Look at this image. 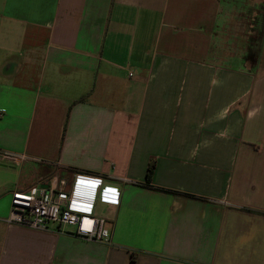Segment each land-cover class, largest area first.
<instances>
[{
	"label": "crops",
	"instance_id": "crops-1",
	"mask_svg": "<svg viewBox=\"0 0 264 264\" xmlns=\"http://www.w3.org/2000/svg\"><path fill=\"white\" fill-rule=\"evenodd\" d=\"M0 151V264H264V0H0ZM54 174L110 244L6 222Z\"/></svg>",
	"mask_w": 264,
	"mask_h": 264
},
{
	"label": "built area",
	"instance_id": "built-area-1",
	"mask_svg": "<svg viewBox=\"0 0 264 264\" xmlns=\"http://www.w3.org/2000/svg\"><path fill=\"white\" fill-rule=\"evenodd\" d=\"M26 159L23 154L0 151V163L20 164ZM55 178H51L46 187L38 185L28 192H14L6 222L34 230L71 235L88 242L110 244L111 232L106 220L97 215L96 204L118 206L121 193L84 182H74L71 187L73 189L68 191V181L56 175ZM76 189L92 191L93 202L78 199ZM65 226L75 230L67 231Z\"/></svg>",
	"mask_w": 264,
	"mask_h": 264
},
{
	"label": "rangeland",
	"instance_id": "rangeland-1",
	"mask_svg": "<svg viewBox=\"0 0 264 264\" xmlns=\"http://www.w3.org/2000/svg\"><path fill=\"white\" fill-rule=\"evenodd\" d=\"M52 178L56 179V178H55V174L52 175ZM69 183H70V182H69ZM70 185H71V183H70ZM77 190H81V191H85V192H89V191H90V190H87V189H77ZM90 192H92V191H90ZM101 205H104V204H101ZM53 227L55 228L56 226L53 225ZM64 229L67 230V231H74V230H75V228H73V227H71V226H65Z\"/></svg>",
	"mask_w": 264,
	"mask_h": 264
},
{
	"label": "water",
	"instance_id": "water-1",
	"mask_svg": "<svg viewBox=\"0 0 264 264\" xmlns=\"http://www.w3.org/2000/svg\"><path fill=\"white\" fill-rule=\"evenodd\" d=\"M44 187H46V186H44Z\"/></svg>",
	"mask_w": 264,
	"mask_h": 264
}]
</instances>
